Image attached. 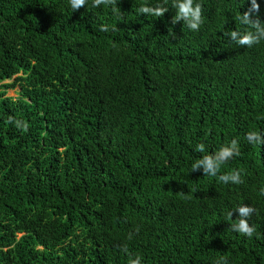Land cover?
Returning a JSON list of instances; mask_svg holds the SVG:
<instances>
[{"label": "trees", "instance_id": "16d2710c", "mask_svg": "<svg viewBox=\"0 0 264 264\" xmlns=\"http://www.w3.org/2000/svg\"><path fill=\"white\" fill-rule=\"evenodd\" d=\"M161 2L0 0V264H128L123 245L142 264H264V145L246 139L264 133V42L229 36L250 0H196L199 31L171 0L138 11ZM233 139L218 175L243 183L191 172ZM243 204L252 238L227 216Z\"/></svg>", "mask_w": 264, "mask_h": 264}, {"label": "clouds", "instance_id": "9594fccd", "mask_svg": "<svg viewBox=\"0 0 264 264\" xmlns=\"http://www.w3.org/2000/svg\"><path fill=\"white\" fill-rule=\"evenodd\" d=\"M89 0H69L70 7L73 12L78 11L81 8H85ZM120 0H91L92 7H99L104 5L105 7H111L112 11L120 16H123L120 7L118 6ZM169 0H162L161 3H157L155 6H141L139 13L144 15H150L156 18H161L169 10L167 6ZM172 8L176 10V14L172 18V24L183 22L190 30L199 31L202 19V5L196 0H171ZM250 7L240 13L236 19L241 25L247 26L246 31L233 30L229 33L230 39L234 41L240 47L252 48L254 45H258L264 42V20L260 19V5L257 0H250ZM101 31H108L107 25H101ZM6 123H14L16 128L27 132L28 125L21 120H13L9 117ZM247 141L252 145H264V133L258 131H249L246 134ZM198 152H205V145L203 143L196 146ZM240 155V148L238 141L233 139L229 145L222 146L214 154L203 155L197 159L191 165V172L203 170L204 176L217 177L221 183L228 184H241L243 183L241 173L233 170L229 173L218 175L221 166L229 162L233 157ZM261 194H264V188L260 189ZM256 210L252 206L239 205L235 209L227 212L229 219L233 217V212H238L237 222L231 225V229L234 232L252 238L256 232V228L249 223L250 218ZM139 230L137 229V232ZM128 240L133 239V234L129 233ZM122 251L129 256L128 264H142V257H132L127 245L122 246ZM217 264H228L227 259L221 257Z\"/></svg>", "mask_w": 264, "mask_h": 264}, {"label": "rangeland", "instance_id": "374dc122", "mask_svg": "<svg viewBox=\"0 0 264 264\" xmlns=\"http://www.w3.org/2000/svg\"><path fill=\"white\" fill-rule=\"evenodd\" d=\"M15 90H16V88L15 89H7L5 91L6 96H8V97H15L16 96Z\"/></svg>", "mask_w": 264, "mask_h": 264}]
</instances>
